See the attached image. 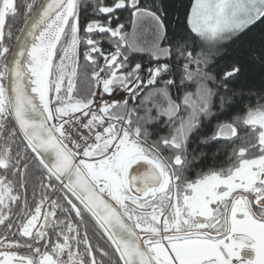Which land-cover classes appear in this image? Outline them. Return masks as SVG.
I'll list each match as a JSON object with an SVG mask.
<instances>
[{
  "label": "snow or ice",
  "instance_id": "snow-or-ice-1",
  "mask_svg": "<svg viewBox=\"0 0 264 264\" xmlns=\"http://www.w3.org/2000/svg\"><path fill=\"white\" fill-rule=\"evenodd\" d=\"M0 264H264V0H0Z\"/></svg>",
  "mask_w": 264,
  "mask_h": 264
}]
</instances>
